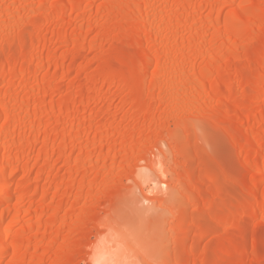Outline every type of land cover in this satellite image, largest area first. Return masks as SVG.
Here are the masks:
<instances>
[{
    "label": "rangeland",
    "instance_id": "374dc122",
    "mask_svg": "<svg viewBox=\"0 0 264 264\" xmlns=\"http://www.w3.org/2000/svg\"><path fill=\"white\" fill-rule=\"evenodd\" d=\"M81 1L0 0V127L15 118L0 143L33 141L0 202L23 257L0 264H264V0H140L166 40L127 0Z\"/></svg>",
    "mask_w": 264,
    "mask_h": 264
},
{
    "label": "bare ground",
    "instance_id": "6f19581e",
    "mask_svg": "<svg viewBox=\"0 0 264 264\" xmlns=\"http://www.w3.org/2000/svg\"><path fill=\"white\" fill-rule=\"evenodd\" d=\"M87 1H91V2H93V0H87ZM111 1V0H110ZM113 1V0H112ZM126 1V0H125ZM128 1V2H127ZM126 1V3L127 4H129L130 6H127V8L128 9H130L129 10V14H130V12H131V15H130V17L131 18H133V17H135V16H138V15H140V13H141V16H139L141 19H142V25L141 26H139L142 30H145V29H149V30H151L150 31V33H153V31H154V35H156V36H160V37H162L160 34H162L161 32V30L159 29V27L157 28V26H155V22L154 23H152V22H150V18L152 17L151 15H150V18H149V16L147 17L146 15H145V10H144V12H143V8L142 7H140L141 5H143L142 4V2H149L150 0H143L141 3H140V0H127ZM152 1V0H151ZM189 1H191V0H189ZM79 2H82L81 0H70V2L68 3V4H66V5H61V4H58V3H56L55 5H53V7L54 8H56V9H64V8H66V7H68V6H77L78 5V3ZM136 3H139V5H136ZM192 3V2H191ZM190 2H188V0H187V2H186V0H184V3L183 4H186V6H188V5H190L191 4ZM110 4V3H109ZM146 4V3H145ZM192 5H194L193 3H192ZM147 6H149L148 5V3H147ZM150 6H151V2H150ZM195 6V5H194ZM191 7V6H190ZM187 9H190V8H188V7H186ZM185 8V9H186ZM193 8V7H192ZM195 8V7H194ZM197 8V7H196ZM199 9V8H198ZM197 9V10H198ZM158 10H156L155 12H157ZM196 11V10H195ZM155 12H153V14L155 13ZM187 12V11H186ZM185 12V13H186ZM146 13H149V12H146ZM158 13V12H157ZM150 14V13H149ZM188 14V13H187ZM155 15V14H154ZM153 15V16H154ZM179 16V15H178ZM184 16V15H183ZM186 16V15H185ZM155 17H157V14H156V16ZM187 17V16H186ZM185 17V19H187ZM136 18V17H135ZM178 18H180V16L178 17ZM154 19V18H153ZM157 19V18H156ZM171 19V18H170ZM170 19H168V21H170ZM177 19V18H176ZM140 20V19H139ZM151 20H152V18H151ZM161 20H163V21H165V22H167L166 20L167 19H163V18H161ZM173 20V19H172ZM170 21V22H172L173 23V21ZM181 21L183 20L182 19V17H181V19H180ZM153 21V20H152ZM154 21H155V19H154ZM157 21H158V19H157ZM162 21V22H163ZM174 21H175V19H174ZM183 21H185V20H183ZM182 21V23H184ZM158 22H160V21H158ZM164 22V23H165ZM176 22V21H175ZM174 22V23H175ZM180 22V21H179ZM179 22H177V25H178V23ZM186 22V21H185ZM235 22V21H234ZM233 21H228L227 22V27H230V26H234V23ZM169 23V22H168ZM168 23L166 24V26L168 25ZM234 23V24H233ZM181 24V23H180ZM158 25H160V24H158ZM175 25H176V23H175ZM176 25V26H177ZM182 25V24H181ZM181 25H180V27H181ZM163 27L165 26V25H162ZM162 26H160V27H162ZM174 26V24H172V26L171 27H173ZM176 26H175V28H176ZM179 26V25H178ZM162 27V28H163ZM168 28H169V25H168ZM167 28V29H168ZM140 29V30H141ZM166 29V28H165ZM165 29H162V30H165ZM178 29V28H177ZM176 29V30H177ZM147 30H145V31H147ZM169 30V29H168ZM172 30V29H171ZM175 30V29H174ZM173 31V30H172ZM164 32V31H163ZM168 32V31H167ZM170 32V31H169ZM202 32V33H201ZM199 31V33L200 34H197V36L194 34V36H196V38L195 37H193V38H195V39H197L198 40V42L199 41H202V34L203 33H206L205 31L203 32V31ZM165 33H166V31H165ZM178 33V32H177ZM193 33V32H192ZM164 34V33H163ZM162 34V35H163ZM172 34H175V33H173L172 32ZM168 35V36H167ZM167 35H163V36H166V38H164V40H166L167 39V37H169V39H170V36H169V34H167ZM177 35V34H176ZM192 36H193V34H192ZM153 37V36H152ZM155 37V36H154ZM172 38H171V40L173 39V36H171ZM157 38V37H156ZM154 40V39H153ZM194 40V39H193ZM193 40H191V42L193 43V42H195V41H197V40H195V41H193ZM166 42H169V41H166ZM190 42V41H189ZM170 43V42H169ZM169 43H168V46H169ZM197 43V42H196ZM201 43V42H200ZM189 44V43H188ZM199 44V43H198ZM32 46V45H31ZM31 46L25 51V53H24V62H26L25 64H27V62H29V61H31V59L33 58V55L34 54H32L31 53ZM169 48V47H168ZM172 48V47H171ZM170 49V48H169ZM168 50V49H167ZM173 50V49H172ZM33 52V51H32ZM166 52V51H165ZM207 52V51H206ZM172 52H170V54H171ZM169 54V53H168ZM174 55V54H173ZM153 57V55H150V57ZM155 56V55H154ZM168 56V55H167ZM209 56V55H208ZM214 56H217L215 53H214ZM149 56L146 58V59H149L150 58ZM158 57V56H157ZM165 57V56H164ZM169 57H170V55H169ZM171 57H172V54H171ZM211 57V56H210ZM221 57V56H220ZM39 58V57H38ZM154 58V57H153ZM152 58V60H154ZM163 58V57H162ZM174 58V57H173ZM186 58V57H185ZM188 58V57H187ZM209 58V57H208ZM212 58H213V56H212ZM217 57H215V59H216ZM218 58H219V56H218ZM218 58H217V60H218ZM177 59H179V58H177ZM210 59V61H209V65L207 64V68H210L211 66H213L212 64H215V63H212V61L214 60V59H211V58H209ZM150 60L151 59H149V60H144L145 62L143 63V66H146L147 65V63H149L150 62ZM151 60V61H152ZM162 60H164V58L162 59ZM168 60V59H167ZM175 60V59H174ZM180 60L181 61H175V64H174V67H179V65L181 64V62H183L182 60H184V59H181L180 58ZM187 60V59H186ZM217 60H216V62H217ZM219 60H220V58H219ZM218 60V61H219ZM157 61H160V59H158V58H155V63L157 62ZM165 61V60H164ZM170 61V60H169ZM171 61H172V59H171ZM153 62V61H152ZM167 62V61H166ZM165 62V63H166ZM207 62V61H206ZM163 63V62H162ZM161 63V64H162ZM212 63V64H211ZM3 63H2V61L0 60V79H3L4 78V76H5V70H3V65H2ZM56 64L57 65H59V62H56ZM150 64V63H149ZM158 65H159V63H158ZM172 65H173V63H172ZM26 66V65H25ZM161 66V65H160ZM160 66H159V68H160ZM206 66V65H205ZM215 66V65H214ZM21 67H23V70L19 67V68H17V66H15V68L13 67V71L15 72V73H13V74H16V73H18L19 71H21V72H19V73H22V71L23 72H25L26 71V69L27 68H25L23 65L21 66ZM158 67V66H157ZM171 67H173V66H171ZM171 67H169L170 69H171ZM183 67V66H182ZM159 68H156V70L157 69H159ZM213 68V67H212ZM217 68H220V67H217ZM21 69V70H20ZM175 69V68H174ZM221 69V68H220ZM219 69V70H220ZM172 70H173V68H172ZM214 70H215V68H214ZM219 70H218V72H219ZM17 71V72H16ZM159 71V70H158ZM211 71H213V70H211ZM171 74L173 73V72H170ZM177 73V72H176ZM209 69H205V70H203V71H199L198 73L196 72V77H197V79H198V81H197V83H196V96H197V98H198V100H200L201 99V97H203L204 95H205V93H206V89H207V83H208V80H209ZM170 74V75H171ZM192 74V73H191ZM17 75V74H16ZM15 75V76H16ZM155 76V75H154ZM174 76V75H173ZM191 76V75H190ZM189 76V73L187 74V76L185 75V78H184V81L185 82H189V81H192L193 82V78L192 77H190ZM156 77V76H155ZM152 78H154V77H152ZM173 79V78H172ZM170 80V79H169ZM183 80V79H182ZM168 81V80H167ZM173 81V80H172ZM169 82V81H168ZM192 82L190 83H188V84H192ZM173 84V82H170L169 84ZM168 84V85H169ZM185 84V83H184ZM186 85V84H185ZM189 85V86H190ZM167 86V85H166ZM175 86V85H174ZM173 86V87H174ZM188 86V85H187ZM188 86V87H189ZM193 86V85H192ZM168 87H171V86H168ZM195 87V86H194ZM191 88V87H190ZM163 89H164V87H163ZM166 89H169V88H166ZM177 89V88H176ZM193 89V88H192ZM195 89H193V91L195 90ZM228 89H230V88H228ZM191 90V89H190ZM262 91H261V95H263L264 94V84H263V87H262V89H261ZM164 91V90H163ZM169 91V90H168ZM165 92H167V91H165ZM169 92H171V91H169ZM168 92V93H169ZM188 92H189V90H188ZM9 93V92H8ZM173 93V92H172ZM171 93V94H172ZM11 94V93H10ZM189 94V93H188ZM11 96V95H10ZM84 95H82V97H83ZM261 97H263V96H261ZM3 99L0 101V113L2 112V111H6L7 113H10V106H9V104H8V100H9V97H8V95H4L3 97H2ZM191 103V102H190ZM189 102H187L186 104H187V106L189 107V106H191V104H190ZM186 104H184V105H186ZM51 107H52V105L50 106V105H48V109L50 110L51 109ZM48 109H46V111L48 110ZM11 116H13V115H11ZM11 116L9 115L8 116V114H7V117L6 118H8L7 119V121L4 123V124H2L1 125V127H0V130H1V133H0V135L1 136H3V135H7L8 134V131L11 129V128H13L14 126H12V125H14V116H13V118H11ZM17 118V117H16ZM18 119V118H17ZM20 120V119H19ZM18 120V121H19ZM17 121V120H16ZM15 121V122H16ZM18 121H17V123H18ZM18 124H22V123H18ZM16 125V124H15ZM15 127H17V125L15 126ZM34 133V132H33ZM36 133H38V132H35V134ZM31 134V133H30ZM34 135V134H33ZM23 137H24V135H23ZM35 137V136H34ZM33 137V138H34ZM6 138H7V136H6ZM29 138V137H28ZM35 138H37V137H35ZM5 139V138H4ZM10 139V138H9ZM14 138H12V139H10V140H8V141H3L4 143H0V173L2 174V182H1V180H0V202L2 203H4V202H8V205H9V201L11 200V198L13 197V196H15L14 195V191H12V187L11 186H9L8 185V182H9V179L11 180V177L13 176V174L14 173H16L17 172V168H16V166L18 165V162L19 161H22L24 158L26 159V157L28 158V155H29V151L31 150V148H32V145H31V143L33 142H31V141H29V142H31L30 144L29 143H27V144H29V145H27V144H24V145H27V147L26 148H22V150H24V152L22 153V151H21V153L20 152H14L13 151V147H14V145L16 144V140H13ZM250 140H251V142L253 143V145H255L256 144V141H257V139H256V135L252 132L251 134H250ZM18 141V140H17ZM107 143L109 142V140H107L106 141ZM20 143V142H19ZM21 144V143H20ZM23 144V143H22ZM19 145V144H18ZM103 145V144H102ZM101 145V146H102ZM17 146V145H16ZM21 147V146H20ZM17 148V147H16ZM3 150V152L5 151V150H7L8 151V153H7V151H5V153H6V156L3 154L2 155V151ZM8 154V155H7ZM28 154V155H27ZM47 155L49 154V153H46ZM46 156V155H45ZM46 157H48V156H46ZM28 160V159H27ZM27 160H26V162H27ZM90 160V159H89ZM5 163V164H4ZM18 167V166H17ZM28 169V168H27ZM259 173H258V175L259 176H261V177H263V179H264V167L261 169V170H259L258 171ZM17 187V190H18V192H19V190H20V188L22 187L21 186V184L19 183V184H17L16 185ZM69 189L71 188V187H68ZM81 193H83V192H85L84 191V189L86 188V187H84V185H82L81 187ZM22 189V188H21ZM21 192V191H20ZM19 192V193H20ZM18 193V194H19ZM84 194V193H83ZM81 196H82V194H80ZM79 195V196H80ZM4 205V204H3ZM7 206V205H6ZM11 207L13 206L12 204L10 205ZM6 207H4V209H5ZM8 208V207H7ZM10 208V207H9ZM14 208V207H13ZM16 208V207H15ZM14 211V213L16 212L14 209H7L3 214H0V241H2L1 240V236H6L5 238H8V239H11V240H5L4 242H1L2 244H0V263H1V261H2V259H3V257H4V255H5V253H9V251H7V249L10 247H12V251H11V255L13 256V258H15L16 256H20L21 254L23 255V253H21L20 254V252H22V251H20L21 249H19V242H20V239H18V235H20V236H22L23 234H22V232L19 230V232L17 231V232H12L11 230H8L7 232H6V235H3L4 233H3V230L1 229L5 224H6V222L8 221L7 219H8V217H9V215ZM18 211V210H17ZM1 212V211H0ZM20 213V212H19ZM18 214V213H17ZM86 219H84V217H82V216H68V220H64L65 222H63L64 223V225H72V227H74L75 225H77V224H79L80 222H83V221H85ZM11 222V221H10ZM8 223V222H7ZM12 226V225H11ZM5 227V226H4ZM3 227V228H4ZM8 228H10V227H8ZM4 229H6V228H4ZM13 231H15V230H13ZM24 233V232H23ZM22 234V235H21ZM19 236V237H20ZM59 238V236L58 235H54L53 237H52V241H55L56 239H58ZM21 243V242H20ZM9 248V249H10ZM36 249H37V247H36ZM95 249V248H94ZM22 250H23V248H22ZM61 250V252H65V253H68L69 251H70V249H68V248H66L65 246H64V248H62V249H60ZM31 250H30V248H28V245H27V249L25 250V251H23V252H25L24 254L26 255V252L28 253V252H30ZM94 251V250H93ZM93 253V252H92ZM7 255V254H6ZM99 255V252L98 251H96L95 250V252L92 254V261H96V258H97V256ZM12 256L10 257V258H12ZM58 256H60V255H58ZM23 257V256H22ZM21 256H20V258H22ZM10 258H9V260H10ZM14 261H16L15 259H14Z\"/></svg>",
    "mask_w": 264,
    "mask_h": 264
}]
</instances>
